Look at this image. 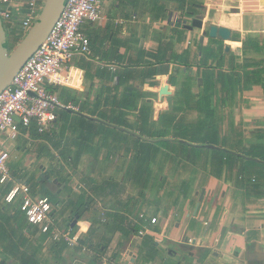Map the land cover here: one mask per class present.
Wrapping results in <instances>:
<instances>
[{
  "label": "crops",
  "instance_id": "crops-1",
  "mask_svg": "<svg viewBox=\"0 0 264 264\" xmlns=\"http://www.w3.org/2000/svg\"><path fill=\"white\" fill-rule=\"evenodd\" d=\"M194 18L229 28L232 40L207 37L202 45V30L185 29ZM82 29L91 53L72 58L66 69L69 84L49 87L73 109L59 110L54 127L44 134L36 122L29 130L19 125L18 139L12 141L7 133L2 149L11 152L15 181L27 184L13 174L19 168L39 179L43 172L44 180L54 182L55 194L65 199L57 207L52 203L58 229H70L78 217L92 225L90 233L81 246L56 251L48 235L0 204V264H264V0H187L184 9L177 0H102L100 19L85 22ZM17 36L19 41L25 36L20 26ZM207 45L213 46L212 53L203 52ZM207 83L210 94L217 88L218 99L209 108L219 104L223 118L216 144H208L216 149L178 139L192 146L182 152L174 144L170 153L171 144L164 146L157 132L166 131L174 114L178 120L185 116L178 125L198 134L205 127ZM166 85L175 88L171 109L166 97L146 88ZM59 112L70 113V122L81 119L64 137ZM117 131L124 133L117 134L125 147L140 142L148 151L159 148L157 159L167 155L163 162L174 161V188L169 190L174 193L161 188L150 198L134 175H124L122 162L131 158L112 142ZM173 135L168 134L174 142ZM91 145L101 151L98 158H91ZM195 147L202 150L194 152ZM114 152L121 155L109 159ZM57 156L65 167L76 159L68 178L75 180L71 194L59 180L68 173L59 168L55 177L45 166ZM149 164L155 168L158 162ZM30 188L33 195L47 196ZM140 212L158 218L141 237L136 225Z\"/></svg>",
  "mask_w": 264,
  "mask_h": 264
},
{
  "label": "built area",
  "instance_id": "built-area-1",
  "mask_svg": "<svg viewBox=\"0 0 264 264\" xmlns=\"http://www.w3.org/2000/svg\"><path fill=\"white\" fill-rule=\"evenodd\" d=\"M46 0H0V18L8 34L17 36L20 26L25 33L36 23ZM102 0H68L62 15L47 40L25 63L12 84L0 94V204L11 215L24 214L29 225L48 235L53 242H64L70 247L81 246L92 225L79 221L74 229L60 230L53 218V205L49 197L33 195L29 185L14 180L9 150L2 149L4 136L16 141L19 125L29 130L36 122L40 134L54 127L61 109H73L60 102L51 86L69 84L66 69L76 55H89L91 42L82 29L85 22H96L101 17ZM4 188V189H3ZM3 189V190H2ZM136 220L138 235L148 233V225L158 218H148L140 212ZM193 239L189 240L192 243ZM84 251L86 247L83 248ZM123 264H129V260Z\"/></svg>",
  "mask_w": 264,
  "mask_h": 264
},
{
  "label": "rangeland",
  "instance_id": "rangeland-1",
  "mask_svg": "<svg viewBox=\"0 0 264 264\" xmlns=\"http://www.w3.org/2000/svg\"><path fill=\"white\" fill-rule=\"evenodd\" d=\"M26 34L25 33V36H23L22 38L24 39L26 37ZM21 39V41L23 40ZM20 39H18L16 36H13L11 34H8V48H9V51H13L15 48H16V45L17 43L21 42L19 41ZM200 43V42H199ZM214 51L213 49V46L212 45H207V46H204V49H203V52L208 54V53H212ZM64 110V109H62ZM62 116H63V119L60 120V122H62V128H61V131H60V134L62 137L65 136L66 133H69L70 131L74 130L75 127H77L78 125V122L81 121V119H74L73 121L70 122L69 118H71V114L68 113V112H59ZM103 116H106V115H103ZM171 117H169V121L167 122L169 125L166 127V133L168 134H171L173 133L174 134V114H171L170 115ZM160 128V127H158ZM102 130L105 132H107L109 130L108 127H102ZM20 131V129H19ZM120 131H117L115 132L114 134L116 135L117 133H119ZM163 132V131H161ZM101 134L100 132H97V131H94L92 133V135L94 134ZM121 134H124L123 132H120ZM69 135V134H68ZM68 135L66 136V139H69L68 138ZM110 136H114L112 134V132H110ZM117 136V139L115 137L111 138L112 139V142L113 143H116L117 145V151H121L124 153V158H126V156L130 157L131 160H129L127 162V158H126V161L125 162H122V164L125 166V169L121 170L122 172H125L124 175H127V174H132L134 175L135 177V180L136 183H137V186H140V187H146L147 188V192H148V195L149 197L151 198L153 195L156 196L157 195V192L161 189V188H165V192H168V194L171 192V193H174L173 191H169L171 188H174V161L173 162H163V160L165 158H168L167 155H165V158L163 157H160L157 159V156H158V152H159V148H153L152 150L148 151V150H145V144H142V143H138L136 142L135 144H132V145H129L128 147H125V145H123V140L124 138L122 136H120L119 134L116 135ZM91 137V136H90ZM170 136H167V137H162L163 140H165L163 142L164 146L167 145V143L171 144V146H167V149L169 148V151H171L170 153H173L174 151V142L171 141V138H169ZM171 137H174L171 136ZM109 138V139H110ZM70 140V139H69ZM9 143L5 144L4 147H8ZM110 149L114 146L112 144H106ZM83 147L85 149H87L89 146H84ZM130 147V148H129ZM131 147H134L133 149ZM91 158H98L99 155L101 154V151L97 148V146H92L91 145ZM132 150V151H131ZM136 150V152L134 153V151ZM141 151V152H140ZM121 152H114L113 154H110L109 155V159H111L112 157H114V159H118V157L121 155ZM27 152H24L22 154V156H25ZM141 154L142 156V159H140L138 157V155ZM66 155V154H65ZM25 157H23L24 159ZM63 158H66L65 156H63ZM123 158V159H124ZM121 159V157H120ZM122 159V160H123ZM133 159V160H132ZM65 160V159H64ZM66 161L67 158H66ZM71 161V160H70ZM111 161V160H110ZM152 162H155L158 164H156V167L155 168H152L151 165L149 163ZM76 162V159L74 160L73 163ZM127 162V164H126ZM67 163V162H66ZM72 162H68L67 163V168L65 167L66 164L63 163V160H59L58 156H57V159L54 161V163H49L46 162L45 163V166L46 168H48L47 170H49L50 172L54 171L53 173L55 174V177L56 174H57V169H64L66 173H68L67 175L64 174V176H62L63 178H65L66 180H69L68 178L71 177V174L72 172H74V168L76 167L77 168V165L73 163L70 164ZM66 168V169H65ZM17 170H21L19 168H15V172H13L14 175H16V177L18 179H20V181H24L26 182L27 184H29L31 187H33V189H38L39 191L41 192H44L46 195H49L52 199V203L54 206L57 207V204L58 202H63L65 201V199L63 198V195H57L55 194V191L58 189L56 187V185L54 184V182H50L48 183L49 181L44 180V177L42 176L43 175V172H41V179H39L38 177H36L34 175V173L32 172H26L23 173L22 171H17ZM23 173V174H22ZM71 173V174H70ZM59 174V173H58ZM60 177V176H59ZM168 177H172L169 178ZM63 178L59 179L61 181V183H63V186L64 185H67V187L64 189L65 193L67 194H71V192L73 191V186L71 187L70 184L71 183H74L73 181L74 178L72 177L68 183H64L62 180ZM120 184V183H119ZM106 186H108L107 184H105ZM117 184L114 185V190L116 191L117 190ZM104 188V187H103ZM107 188V187H105ZM104 188V190H105ZM113 189V188H111ZM106 191V190H105ZM117 193V192H116ZM166 194V196L168 195ZM106 196V194L104 195ZM67 208L64 209V211H61V212H58V215L60 217H62L66 210L69 209V205L66 206ZM34 230H37V228H35ZM43 238L44 235H43ZM85 264H88L87 262Z\"/></svg>",
  "mask_w": 264,
  "mask_h": 264
},
{
  "label": "water",
  "instance_id": "water-1",
  "mask_svg": "<svg viewBox=\"0 0 264 264\" xmlns=\"http://www.w3.org/2000/svg\"><path fill=\"white\" fill-rule=\"evenodd\" d=\"M67 2L68 0H46L36 23L28 30L26 37L11 52L8 48L6 31L0 18V94L12 84L15 76L25 63L47 40L53 27L62 15ZM185 29L191 32L195 29L202 30L203 34L200 38L202 45L207 37L223 42L232 40V30L225 26L204 23L202 18H194L191 25H186ZM226 49L229 50V47ZM146 88L166 97L169 109L172 108L173 96L175 95V88L173 86L166 85L161 90L158 87L150 88L147 86ZM207 147L216 149L213 145H208ZM78 221V217L74 218L70 224L71 228H75ZM30 227L33 228L32 225Z\"/></svg>",
  "mask_w": 264,
  "mask_h": 264
},
{
  "label": "trees",
  "instance_id": "trees-1",
  "mask_svg": "<svg viewBox=\"0 0 264 264\" xmlns=\"http://www.w3.org/2000/svg\"><path fill=\"white\" fill-rule=\"evenodd\" d=\"M179 3H181L182 5V8L184 9L185 5H186V2L187 0H177ZM223 46V45H222ZM260 75V74H259ZM218 78H221L220 80H223V74L219 75ZM230 78L232 79V76H230ZM219 80V81H220ZM217 83L218 80H216ZM227 84H228V81H227ZM214 87H217L216 85ZM249 88V86H247ZM212 89V85L207 83L206 84V89H205V92L207 93L209 90ZM217 88H215V91H213V94H210V91H209V94L207 93L205 96H203L202 100L204 105H205V109H206V121H205V127L203 129H199V133L198 134H190L189 130L186 129L184 127V125L180 124L178 125V122L181 123L183 121H185V116H182L181 117V120H178L177 117L174 116V130H176V132L174 131V137L176 139H174V144H177L178 146L181 147V150L182 152L185 151L186 148L192 146L190 144H185V143H180L178 139H184V140H188V141H191L189 143H200V144H216V139L218 138L219 136V127H220V124H222L223 122V118L220 117L219 113H217V109L219 108V104L217 102V108H209V105L212 104L214 105L216 101H218V99L216 98V93H217ZM164 120H168V119H165ZM163 118H162V121H164ZM159 138H162V137H167L168 136V133H166V131H158L157 134H156ZM190 138V140H189ZM263 148V146L261 145H255L254 148ZM202 149H200L199 147H195L193 148V151L194 152H198ZM211 152H214V153H218V154H223V152H220L219 150H210ZM253 151H255L253 149ZM251 152V150H250ZM255 153H259V152H255ZM260 157H263V156H260ZM47 197L50 198L51 202H52V199L49 195H47ZM21 213V212H18V214ZM16 214V215H18ZM23 216L24 214L21 213ZM15 215V216H16ZM25 219V216L24 218ZM47 236V235H46ZM48 238V236H47ZM53 244V247L52 249L56 250V249H62V248H68V244L66 243H63V242H56V243H52ZM57 251V250H56Z\"/></svg>",
  "mask_w": 264,
  "mask_h": 264
}]
</instances>
